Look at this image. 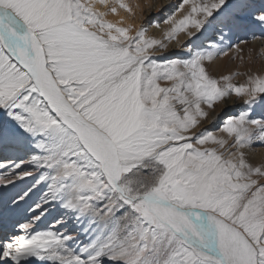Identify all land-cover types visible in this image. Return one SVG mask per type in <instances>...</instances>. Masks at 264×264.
I'll use <instances>...</instances> for the list:
<instances>
[{"label": "snow or ice", "instance_id": "snow-or-ice-1", "mask_svg": "<svg viewBox=\"0 0 264 264\" xmlns=\"http://www.w3.org/2000/svg\"><path fill=\"white\" fill-rule=\"evenodd\" d=\"M135 16L125 0H0V220L26 216L0 264H264V160L249 156L264 73L210 70L264 29V0ZM233 98L246 108L204 127Z\"/></svg>", "mask_w": 264, "mask_h": 264}, {"label": "bare ground", "instance_id": "bare-ground-1", "mask_svg": "<svg viewBox=\"0 0 264 264\" xmlns=\"http://www.w3.org/2000/svg\"><path fill=\"white\" fill-rule=\"evenodd\" d=\"M125 2L128 3L136 13L135 23L139 26L144 18V24L148 22H162L173 11H175V7L179 5L180 0H125ZM137 5H140V8H137ZM120 15L127 17L128 14L123 10H120ZM108 18L113 21L119 19V17L114 16H109ZM129 22H132L131 18H129ZM166 27L167 25L163 24H161V29L150 27L149 35L157 39H162V29ZM262 33H264V29L256 24L250 25L246 29L238 31L233 36V42L239 44L241 40L247 39L249 40V43L240 44L243 51L235 54L237 56L236 60L230 61L228 57L218 59L215 66L210 69L212 74L218 77L220 75H228L234 71L245 72L249 69L264 73V56L260 54V49L264 48V41H252L251 39L253 34L260 36ZM249 48L253 50L251 56L248 51ZM169 51H175L180 56L183 55V53L179 52L178 49L171 46ZM241 56L243 57V62L239 59ZM245 79L246 78L244 76H238L234 80V83H243ZM245 108L246 106L243 104L242 100L237 101L235 98L228 100L226 103L218 105L214 112H210V118L204 124V127L215 130V128L224 121L226 116L236 115ZM253 114L257 118H264V105L257 106ZM249 156L254 162L264 160V147H261L259 143H257V145H255V151L250 153ZM13 159H16V157H13ZM24 167H27V165H24ZM56 214L57 213L54 212L53 215L55 216ZM51 219H53V217H49V220ZM23 222H26V216L23 215L7 222L0 220V238L9 234H19L18 224ZM47 224L48 222L45 221V223L40 226L41 229L46 228Z\"/></svg>", "mask_w": 264, "mask_h": 264}, {"label": "rangeland", "instance_id": "rangeland-1", "mask_svg": "<svg viewBox=\"0 0 264 264\" xmlns=\"http://www.w3.org/2000/svg\"><path fill=\"white\" fill-rule=\"evenodd\" d=\"M142 23H143V24L145 23V18L143 19V21L141 22V24H142Z\"/></svg>", "mask_w": 264, "mask_h": 264}]
</instances>
